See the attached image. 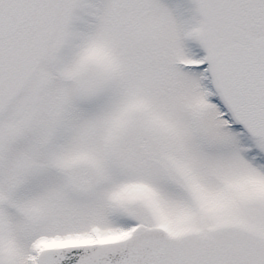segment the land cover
Returning a JSON list of instances; mask_svg holds the SVG:
<instances>
[{
    "label": "snow or ice",
    "instance_id": "6c2138e0",
    "mask_svg": "<svg viewBox=\"0 0 264 264\" xmlns=\"http://www.w3.org/2000/svg\"><path fill=\"white\" fill-rule=\"evenodd\" d=\"M0 264H264V0H0Z\"/></svg>",
    "mask_w": 264,
    "mask_h": 264
}]
</instances>
